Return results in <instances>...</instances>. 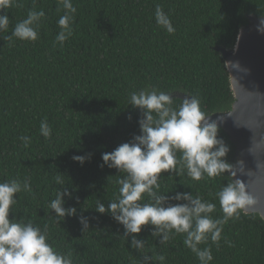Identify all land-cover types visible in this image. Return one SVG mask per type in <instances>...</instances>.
Returning <instances> with one entry per match:
<instances>
[{"label": "trees", "instance_id": "16d2710c", "mask_svg": "<svg viewBox=\"0 0 264 264\" xmlns=\"http://www.w3.org/2000/svg\"><path fill=\"white\" fill-rule=\"evenodd\" d=\"M72 2L77 11L63 47L55 41L63 15L57 11L58 0H20L22 7L7 10L9 28L0 33V183L27 179L32 188L31 193L17 194L9 219L31 220L42 230L47 225L48 243L62 254L71 253L73 264H142L143 254L163 255L164 264H199L184 245L183 234L161 245L146 227L138 235L145 241L141 253L130 247V237H124L123 227L110 215L95 212L97 199L107 207L116 198V180L123 175L101 167V154L140 135V110L129 105L133 91L155 88L194 96L205 116L230 111L235 102L230 74L215 48L233 50L249 17H264V0ZM157 5L170 17L174 34L157 26ZM33 8L45 13L39 39L6 40ZM181 102L174 98L173 106ZM45 119L52 130L48 139L40 135ZM22 136L30 138L27 147ZM218 138L228 145L226 160L234 165L237 153L230 137L219 128ZM87 153L92 155L83 166L72 159ZM57 175L73 194L71 200L65 197V207L77 209L60 224L48 207L61 188L54 182ZM161 175L162 194L199 195L216 204L213 218H222L216 193L232 176L194 181L186 172ZM81 215L89 218L84 231ZM223 228L219 248L211 241L200 245H211V264H264L260 215L243 213Z\"/></svg>", "mask_w": 264, "mask_h": 264}, {"label": "clouds", "instance_id": "9594fccd", "mask_svg": "<svg viewBox=\"0 0 264 264\" xmlns=\"http://www.w3.org/2000/svg\"><path fill=\"white\" fill-rule=\"evenodd\" d=\"M20 0H0V33L9 28L7 10L22 7ZM63 11L58 20L60 31L55 38L63 47L72 35V23L76 7L72 0H58L57 11ZM45 17L43 10L33 8L27 17L18 22L6 40L35 42L39 39V26ZM155 21L158 27L168 34L176 29L163 9L155 8ZM258 33L264 35V18L259 20ZM228 66L232 62H225ZM234 67L236 65H233ZM173 95L155 88H145L130 93L129 105L139 109L138 120L140 135L131 142L123 143L112 152L101 154V167L116 169L123 174L116 180L118 195L109 201L107 207L99 199L95 212L107 214L124 229V237H130V247L143 253L145 241L138 235L151 227V236L159 244H167L174 236L184 235V245L196 256L199 264H211L213 261L211 245L201 248V244H214L220 247L223 226L230 220L240 219L254 203L239 179L224 184L216 193L222 218L214 219L212 214L216 204L205 201L199 195L189 192H176L169 197L162 194V173H174L176 176L186 172L194 181L211 179L221 175L235 176L233 165L226 157L230 151L222 138H218L219 128L216 120L206 118L201 111L200 101L194 96H185L178 107L173 106ZM52 130L47 120L41 121L40 135L51 137ZM22 145L30 144L28 136L20 137ZM179 154V155H178ZM91 153L75 155L74 162L83 166ZM61 185L55 199L48 207L55 213V222L60 224L66 217L77 213L75 207H65V197L73 199V194L64 187L61 175L54 177ZM31 193L30 182L25 179H12L0 183V264H73L71 253L62 254L48 243V228L42 230L31 220L9 219L12 207L17 203L18 193ZM147 197L148 202H143ZM77 202H78V198ZM171 201H176L172 203ZM79 223L82 230L89 229V218L81 215ZM225 243H229L225 240ZM165 257L143 254L142 264H152L158 260L164 264Z\"/></svg>", "mask_w": 264, "mask_h": 264}, {"label": "water", "instance_id": "95a60500", "mask_svg": "<svg viewBox=\"0 0 264 264\" xmlns=\"http://www.w3.org/2000/svg\"><path fill=\"white\" fill-rule=\"evenodd\" d=\"M260 19L249 17L233 50L215 48L225 62H232L226 66L235 102L230 111L205 117L216 120L236 148L232 178L241 180L255 201L245 213L264 220V35L257 31ZM185 96L190 95L178 93L173 98Z\"/></svg>", "mask_w": 264, "mask_h": 264}]
</instances>
